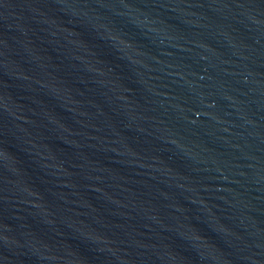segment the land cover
<instances>
[{
	"label": "water",
	"instance_id": "obj_1",
	"mask_svg": "<svg viewBox=\"0 0 264 264\" xmlns=\"http://www.w3.org/2000/svg\"><path fill=\"white\" fill-rule=\"evenodd\" d=\"M0 264H264V0H0Z\"/></svg>",
	"mask_w": 264,
	"mask_h": 264
}]
</instances>
